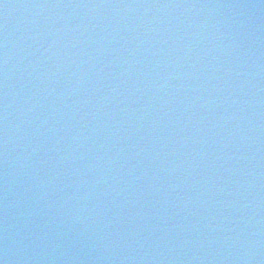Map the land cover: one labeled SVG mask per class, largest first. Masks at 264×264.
Wrapping results in <instances>:
<instances>
[{
  "label": "water",
  "instance_id": "obj_1",
  "mask_svg": "<svg viewBox=\"0 0 264 264\" xmlns=\"http://www.w3.org/2000/svg\"><path fill=\"white\" fill-rule=\"evenodd\" d=\"M39 0H0V264H30Z\"/></svg>",
  "mask_w": 264,
  "mask_h": 264
}]
</instances>
